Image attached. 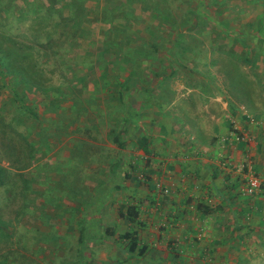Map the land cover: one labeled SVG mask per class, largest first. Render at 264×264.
Here are the masks:
<instances>
[{
    "label": "rangeland",
    "instance_id": "rangeland-1",
    "mask_svg": "<svg viewBox=\"0 0 264 264\" xmlns=\"http://www.w3.org/2000/svg\"><path fill=\"white\" fill-rule=\"evenodd\" d=\"M260 4L0 0V264H264V181L245 193L250 174L263 178L250 149L231 165L244 186L233 233L229 210L215 225L197 208L211 199L173 184L190 150L187 85L209 81L236 102L244 84L264 85L250 80Z\"/></svg>",
    "mask_w": 264,
    "mask_h": 264
},
{
    "label": "crops",
    "instance_id": "crops-1",
    "mask_svg": "<svg viewBox=\"0 0 264 264\" xmlns=\"http://www.w3.org/2000/svg\"><path fill=\"white\" fill-rule=\"evenodd\" d=\"M258 1L262 7L251 9L252 16L250 17L254 16V21L259 22L257 30L261 35L264 34V18L260 19V14L264 16V1ZM235 31L237 32V29ZM252 36L249 40L250 45L254 47L250 49L254 60V62L251 60L253 63L250 71L251 83L260 78L264 79V65L261 68H258L257 65L264 63V43L261 42L262 39L258 34ZM236 38L237 36L235 43H238ZM258 47L262 48L259 53ZM214 57L215 59H226L221 55ZM237 60L239 59L235 58V62ZM228 73L227 70L221 71V73L217 70L205 72L206 76L213 77L215 82L222 75L228 76ZM204 84L205 86L187 85L186 87L184 105L189 110V116L184 122H182V118H179L181 121L179 123H184L180 127H187L191 135L189 137L190 150L186 153L185 162L182 165H174L176 174L173 184L178 188L182 187V191H187L193 196L200 195L206 200L211 199V202H206L207 204H197L202 208L205 206L206 211L197 208L202 214L215 213L216 217L212 215L209 218V221L215 225L224 221L222 216L229 210L234 217L232 220L233 233L235 232V192H243L242 188L244 187L235 186V170L231 167L235 161L237 162L244 156L243 151L239 148L243 149L246 146L244 151H247L248 148L247 154L250 149V162L264 179V85L260 88V92L258 89H247L244 84V93L241 98L236 95L238 93L235 89V92L232 91V93L239 98V102H236L226 97V93H229L231 89L222 90L216 86H208L209 81H204ZM176 98L175 96L173 98L175 103L178 101ZM233 122L232 128L230 126ZM236 135L238 136L237 141H235ZM246 140H249V143ZM173 158L175 159V156ZM181 175L183 184L185 183L184 186H181V179L176 178ZM212 207H214V211L211 209ZM222 207L224 210L218 211V209L222 210ZM238 207L244 209L246 206L238 203Z\"/></svg>",
    "mask_w": 264,
    "mask_h": 264
},
{
    "label": "trees",
    "instance_id": "trees-1",
    "mask_svg": "<svg viewBox=\"0 0 264 264\" xmlns=\"http://www.w3.org/2000/svg\"><path fill=\"white\" fill-rule=\"evenodd\" d=\"M134 78L138 79L139 77L135 76ZM130 86H132V85H130ZM24 106L28 109V111H30L29 107L26 104H24ZM115 141L117 142L118 145L124 146L123 142L118 137L115 138ZM140 143L142 144V142H140ZM142 147L145 149V151H148V148L145 144ZM1 171H2V168H0V181L2 180ZM197 207L199 209H202L203 211H206V209H207L205 206H204V208H202L201 205H198ZM126 208H127L126 215L132 221H135V219L138 215L137 211L135 210V207L134 206H127ZM123 238L129 241L128 251L130 253H137L140 256H142L146 253L147 246L146 245L140 246L139 238L136 236V234L126 232L125 234H123Z\"/></svg>",
    "mask_w": 264,
    "mask_h": 264
},
{
    "label": "built area",
    "instance_id": "built-area-1",
    "mask_svg": "<svg viewBox=\"0 0 264 264\" xmlns=\"http://www.w3.org/2000/svg\"><path fill=\"white\" fill-rule=\"evenodd\" d=\"M263 179L259 178L258 176L254 174H250L247 177V186L245 188V193L252 195L260 188V186L263 184Z\"/></svg>",
    "mask_w": 264,
    "mask_h": 264
}]
</instances>
